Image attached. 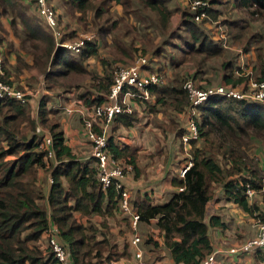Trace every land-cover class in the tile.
Listing matches in <instances>:
<instances>
[{"label":"trees","instance_id":"trees-1","mask_svg":"<svg viewBox=\"0 0 264 264\" xmlns=\"http://www.w3.org/2000/svg\"><path fill=\"white\" fill-rule=\"evenodd\" d=\"M29 1L0 0V18L6 17L9 24H14L15 20L19 19L27 31L26 40L33 41L40 37L38 27L36 24H30L31 20L22 12ZM71 1L80 9H85L88 2V0ZM114 1L126 4L130 0ZM136 1L139 8L154 13L155 23L160 29L159 34L163 41H167L174 9H169L165 0ZM231 2L237 11L238 8L247 9L251 20H261L264 29V0H232ZM175 10L181 12L182 25L187 33L184 40L188 43L209 42V35L198 27L202 22L194 21L192 12L180 7ZM148 13L150 12H147V15ZM209 14L214 19L218 17V13L211 6ZM147 15L145 16L148 17ZM250 19H247V23L243 26L229 29L228 33L232 39L244 45L252 42L256 31ZM221 21L227 24L224 18ZM251 26L254 32L249 29ZM42 41L46 45L43 55L51 59L52 65L62 67L56 68L47 75H65L66 69L82 71L81 64L71 56L64 57L66 50L62 46H55L52 36L45 37ZM60 41H63L62 38ZM30 46L33 49L38 48L35 42ZM192 47L194 57L201 58L199 60L201 65L221 53L217 49L204 51L202 47ZM84 49L80 53L81 56L97 53L96 46L91 42H86ZM5 58L3 55L0 62V70L2 69L0 82L11 86L10 72L3 65ZM42 62L37 56L34 63L42 66ZM227 63L223 61V68ZM253 68L255 78L264 80V53L262 56L257 55ZM160 74L164 76L161 72ZM196 74V71L194 76L183 73L181 78L174 77L167 86L161 87L164 82L152 86L151 92L156 93V103L168 105L167 108L174 113L186 111L189 99L183 89V83L187 79L196 82ZM225 79L219 84L236 86L247 81L248 76L234 78L233 72H230ZM112 82V71L105 70L104 75L97 79L94 101L87 97L82 104L102 103L105 99L103 95L108 93ZM209 83L204 84L210 86ZM204 84L200 83L202 87H205ZM167 100H170L169 104ZM27 104L14 97L0 98V264H56L48 244L46 243L45 248L40 244L49 221L57 227L60 238L67 244L73 264H104L116 261L125 255V251L117 250L116 243L110 240L108 232H99L101 236L98 239L97 227L102 226L106 229V224L102 222L100 226L95 225L90 217L109 216L119 209L117 190L113 186L105 190L100 187L95 159L89 157L80 160L72 148L64 142L58 123L49 125L54 159L47 157L46 151L39 147L41 136L37 139L36 123L29 115L25 106ZM46 112V103L40 102L38 117L41 123L45 120ZM195 118L202 146L193 148L191 166L183 176L172 181L178 190L162 204H153L147 198L132 202L139 215L138 224L139 222L147 224L155 219V226L163 236L164 248L174 262L181 264H201L203 259L214 251L209 231L211 228H222L224 223L217 215L206 218V206L214 196L217 186L221 187L227 199L235 203L243 212L264 222V215L259 213L258 203H250L244 194L246 184H249L255 192L263 189L261 203L264 205V183L261 182L263 170L258 160L248 153L250 145L254 144L258 148L264 145V106L252 101L215 96L198 106ZM115 119L126 126L138 120L135 113L119 114ZM184 132V127L178 130L179 139ZM3 142L6 144L3 145ZM194 142V139L189 140L190 144ZM109 149L114 157L124 158L127 163L135 165L134 156L129 154L126 148H118L110 142ZM9 156H14L11 162H2ZM54 161L57 163L55 164ZM40 170L46 173L49 171L52 175L47 193L44 192L42 179L37 176ZM213 185L217 186L212 188ZM83 217L86 218V224L82 220ZM153 245L156 247L157 243L153 242ZM255 253L261 254L264 260L261 250Z\"/></svg>","mask_w":264,"mask_h":264},{"label":"rangeland","instance_id":"rangeland-1","mask_svg":"<svg viewBox=\"0 0 264 264\" xmlns=\"http://www.w3.org/2000/svg\"><path fill=\"white\" fill-rule=\"evenodd\" d=\"M164 2H167L168 4L169 0H165ZM181 2L182 0H175L174 4L177 6L182 4ZM48 3L52 6L55 12V21L57 24L55 30L51 29L43 18L40 8L37 6L36 0H30L22 12L31 20L30 24H36L38 27L37 31L38 36H40L39 39L33 41L26 40L27 31L19 19H16L14 24H9L8 22L2 23V20H0V49L2 50L4 57H6L4 59L5 63H3V65H5L7 70L10 72L12 85L18 90L29 92V102L25 106L30 117L35 120L36 126L37 124H40L44 132L51 135V124L58 123L63 117H65L64 109H47L48 111L46 112L45 120L41 123L40 117L36 118L34 113L37 102L38 104H40V102H44L46 103V106H50L51 104L59 101H61L62 104L71 102L72 106H75L78 104V102H84L85 98H91L92 96H94V98L90 100L94 101L97 93L94 89L97 85V79L104 75L105 70H111L114 78L115 72L120 67L129 66L134 63L135 58L140 54L146 55L148 54V51L151 52L154 50L156 46L155 39L159 38L158 41H160L162 36L159 34L160 29L155 23L156 16L154 13L148 9H143L141 7L139 8L137 5L138 2L136 0H130L126 4L116 3L114 0H88V2H86L85 9H80L76 3H73L71 0H48ZM183 9H185V7ZM238 9L239 11L235 13L234 9L229 5L223 7V12H225V14L223 15V13H221V19L225 18L229 22L234 20V24L245 25L247 23V19H250L247 13L248 10L244 8ZM147 12L150 13L147 15ZM179 12L180 11L178 10L177 12L174 10V13L179 14ZM2 17L4 19V16ZM256 19L259 18L256 17ZM251 21L252 26H254L256 31V36L252 39L251 44L255 43L254 47H258L256 54H261L262 56V53H264L263 23H260L261 20ZM173 23L176 27L178 21L176 22L173 19L171 22L172 26ZM203 24L201 25V28L206 31V26ZM252 26L249 27V29L254 32ZM174 30L175 32L178 31L177 28ZM183 31L184 29L179 31L182 33L180 36L186 37L187 33ZM48 36L49 38H51V36L53 37L55 46H62L66 50L64 57L71 56L74 60H76V62H78V64H81V72H75L72 69H66L67 73L65 75H47L50 72L52 73L53 70H56V68L61 67L59 65H52L51 59L43 55L46 50V45L42 39ZM10 37H13V39H9ZM61 38L63 41H60ZM172 41H174L179 46L183 45V40L181 39L178 40L174 38ZM33 42L38 45V48H31L30 45ZM86 42H91L94 46H96L97 53L95 55H80V53L85 50L84 48ZM76 44H80V52H76L69 47ZM168 50L170 51L168 53L169 55L174 54V56H177V54H180V52L177 49H173L172 46H169ZM230 53L231 52H224L225 55H222V57L227 58ZM187 54L189 57L192 56L191 59L194 63H198L201 59L200 57H194V53L191 52V50ZM37 56H39V58L43 61L42 66H37L34 63ZM187 59L191 63V60L189 58ZM204 62H207L206 65L210 64L208 61ZM212 63L216 64L214 59L212 60ZM182 67L180 66L178 69H173L170 76H163L164 83L161 85V87L167 86L174 77L181 78L183 73L186 71ZM205 67L206 66L202 68ZM210 72L212 75H209ZM199 75L200 76L198 79L205 81L206 83L209 81L210 86L219 85V80L216 78L213 71L201 70ZM252 77L254 78L256 75L253 73ZM197 82L201 83L199 80ZM204 85L207 86V84ZM80 94H82V96H80ZM169 101L170 100H167L166 102L169 104ZM167 106L164 104L157 106L156 108L162 112V115L165 116L168 121L160 123V117H157V113L152 112V116H149L147 119V121H149L147 122L148 130L145 132L147 137L141 136L140 143H142V145L138 146V148H140V152L149 154L150 151H148V149L153 148L157 140L160 142L162 140L164 147L168 148L170 145H172L175 151H178V156H180L181 153V157L184 156L183 158H185L183 160L187 161V163H192L193 148L202 146V140L199 139V136L197 139H194V143L190 144L189 141L185 143L183 140L179 139V137L176 138L172 135H167L163 139L161 138L162 134L160 139L153 135V133L156 132L159 127L162 129V131H165L164 128H169L171 130L176 129L181 125V120L179 121L180 118L175 115L172 116V111L170 108H167ZM148 108L149 105L144 104L140 105L139 111L136 113L132 112L137 114L138 118V120L133 124H137L138 122L145 120L141 114L147 113ZM171 116L173 118H171ZM71 117L79 118V114L77 112L73 113ZM183 124L185 125V122H183ZM39 136L40 135L38 134L37 139ZM5 144L6 142H3V145ZM184 147L185 152L183 150ZM257 148L258 147L254 146V144L250 145V150L248 153L250 156H253L258 160L260 164L259 166L263 170L261 182L264 183V145L259 146L258 149ZM133 154L135 155L134 159L136 160V152ZM148 157L150 156L143 157L141 155L139 159L142 158V160L147 159L150 161V158ZM13 158L14 156L5 157L2 162L4 161V163H9L13 160ZM217 159L219 160V158ZM48 175L49 171L47 173L43 170L37 172L38 178L42 179L44 183L43 189L46 193L48 191L49 185ZM214 186L216 187L217 185H213L212 188H214ZM217 189L218 186L216 190ZM262 191L263 189L256 191L254 196L251 198L250 203L257 202L260 208L259 213L264 215V205L261 203ZM256 214H258V212ZM252 218L253 223L256 225L257 230L254 231V234H256L258 232L260 221L256 217ZM82 220L85 224L87 223L86 218L83 217ZM90 220L95 225L99 226L102 222H105L107 227L106 229L102 228V226L97 227V238L99 239L101 236L99 232H108V237L112 242L114 241L116 243L117 250L119 251L120 248L117 243L119 238L117 233H112L111 230L113 228H121L119 237H123V239L128 233H132L130 222L124 218V215L120 209L115 210L109 216L95 215L90 217ZM254 234H251L243 241L250 239L252 236H254ZM46 243V238L41 237L40 244L43 248L46 247ZM104 264L112 263L105 262Z\"/></svg>","mask_w":264,"mask_h":264},{"label":"crops","instance_id":"crops-1","mask_svg":"<svg viewBox=\"0 0 264 264\" xmlns=\"http://www.w3.org/2000/svg\"><path fill=\"white\" fill-rule=\"evenodd\" d=\"M174 1L175 0H169V9L175 10L177 7L182 9L184 8L182 2V4L176 6ZM231 1L232 0H210L211 8L218 13V17L214 19L209 14L210 18L204 21L205 23L202 22V24L204 23L203 25L206 26V33L210 38L209 42H206L205 44L201 43V41L188 43V41L184 40L183 36H180L182 33L179 31L184 29V26L182 25L183 21L181 12L177 14L173 11L170 21L172 22L174 19V21H178V24L176 27L174 26V23L173 26L171 24L167 41H163V38H161L160 41H158L159 38L155 39V49L151 52L148 51V54H146L151 58L149 70L159 73L161 72L166 77L171 75L173 69H178L180 66L182 67L185 65L182 68L186 70L185 73L187 75L194 76L195 71L197 72V84H200L197 82L198 80L201 83L205 82L198 79L201 70L213 71L216 78L219 80V83L224 82L226 80V75L230 72H233L234 78L237 76H252L255 70L253 67L256 64V52L258 47H254L255 43L251 44L250 42L249 45L244 46L242 43H238V41L232 39L228 33L230 28H237L243 25L234 24V20L229 22L224 18L228 24L226 25L225 23H222L221 20H219L221 19V13H223V15L225 14V12H223V7H226L227 5L233 8L237 13V8ZM175 11L177 12V10ZM0 20H2V23L7 22V19H3V17H1ZM174 27L178 29L177 32H175ZM199 28H201V26H199ZM222 31L226 33L228 37L227 45L225 47L221 45V41L219 40L220 32ZM183 32H186L185 29ZM174 38L183 40V45L179 46L174 41H172ZM9 39L12 40L13 37H10ZM169 46H172L173 49H177L180 54H177V56H174V54L169 55ZM192 46H195V48L202 47L204 51H212V49L220 50L221 53L213 58L216 64L212 63L213 59L208 61L211 65H206L207 62L204 65L199 64V62L194 63L191 59L192 56L189 57L187 54L190 52V50L191 52H194L192 51ZM224 52L231 53L226 58L222 57V55H225ZM187 58L191 60V63ZM223 61L228 62L224 68ZM204 66L206 67L202 68ZM209 75H212L211 72ZM241 83H239L240 85L238 84V86H241ZM103 96L106 98V94ZM93 98L94 96L89 99L92 100ZM59 102H55L50 106H46V109H64L65 117H63L62 120L58 122L64 136V142L72 148L80 160H86L90 157V142L84 133L82 119L80 116L79 118H72L71 116L73 114L69 115L66 113L65 107L72 106L71 102L66 104H62L61 101ZM128 103L132 108V112L135 113L139 111L140 105H149L147 113L141 114L145 120L142 122L140 121L137 124L135 123L126 126L120 120L115 119L107 128L109 142L118 148H126V151H129V154L134 155L133 153L136 152L137 159H134L135 165L133 166L131 164V171L127 172L124 177V184L129 188L130 191V203L132 204V202H139L142 199L147 198L153 204H162L170 198L174 191L178 190V187L175 186L172 181L175 178L181 176L180 170L186 166L187 161L183 160L185 158H183L184 156L181 157V153L180 156H178V151H175L172 145H170L168 148L164 147L162 140L161 142L157 140L155 146L148 149V151H150L149 154L140 152V148H138V146L142 145V143H140L141 136H146L145 132L148 130L147 122H149L147 119L149 116H152V112L157 113V117H160V123L168 121V119L162 115V112L156 108L160 105L156 103V93L154 91L152 92V98L149 101L144 102L128 99ZM38 106L39 104L37 102L34 112L35 117H38ZM173 113L174 112L172 111V116L175 115L180 118L179 121L181 120V125L176 129L171 130L169 128H164L165 131H162V129L159 127L157 131L153 133L155 137L160 139L162 134V139L167 135H172L178 138V130H182V128L185 126L183 122L186 120V115L185 111L182 113ZM172 116L171 118H173ZM180 139L182 140L181 137ZM183 150L185 152V147ZM141 155L143 157L150 156L148 157L150 158V161L147 159L142 160V158L139 159ZM123 215L124 218L129 221L128 216L126 214ZM210 215L219 216L221 221L224 223L222 228H211L209 231L212 250L217 251V264H264L262 255L259 253L249 252L242 255H233L227 252L228 248L235 246L244 239L248 238L251 234H254V231L257 229L255 223H253V218L249 214L243 212L235 203L228 200L223 194L221 187H218V189L215 191L214 197L208 202L206 206V218H208ZM120 229L121 228H113L111 231L112 233H117L119 238L117 242L118 246L120 251H125V255L112 262V264H181L174 262V260L169 256L167 249L164 248L163 236L159 229L155 226V219H152L147 224L140 222L138 224L137 234L140 237L139 248L142 252L141 258H137L135 256L136 249L130 242L133 231L131 234L128 233L123 239V237H119ZM42 237H45L44 234ZM149 239L152 241H148ZM153 242L157 243L156 247L153 245Z\"/></svg>","mask_w":264,"mask_h":264},{"label":"built area","instance_id":"built-area-1","mask_svg":"<svg viewBox=\"0 0 264 264\" xmlns=\"http://www.w3.org/2000/svg\"><path fill=\"white\" fill-rule=\"evenodd\" d=\"M36 2L47 24L55 30L57 25L56 16L48 0H36ZM182 3L185 9L192 12L194 21L204 22L210 18L209 9L211 5L209 0H182ZM219 40L221 45L225 47L228 40L226 33L220 32ZM79 45L69 47L79 52ZM2 56L3 52L0 49V62ZM150 61L149 55L140 54L135 58L133 64L120 67L115 72L113 82L102 103L83 105L82 102H78L75 106L65 107L67 114L71 115L77 112L82 119L84 133L90 142V157L94 158L96 162L100 187L105 190L113 186L119 194V209L129 218L130 227L133 231L130 242L136 249L135 256L137 258L142 256L139 248L140 237L137 234L139 215L130 203V191L124 184V177L127 172L131 171L132 166L125 160L114 157L110 151L107 128L119 114L132 113L128 99L149 101L152 98L151 87L163 83V76L159 72L149 70ZM241 84V86H238V84L236 86L219 84L202 87L191 79L185 80L183 89L187 93L189 105L185 111V132L182 135V140L187 143L191 139L198 138L195 120L197 108L215 96L252 101L264 106V80L249 76L248 80ZM28 95L29 92L18 90L13 85L9 86L0 82V98L9 96L20 102L28 103ZM36 132L41 136L39 147L46 151L47 157L54 159L52 136L45 133L40 124H37ZM54 163L56 164L57 161H54ZM191 164V162H188L180 170L181 176L184 175ZM51 181L52 175L49 173L48 183H51ZM244 194L248 200H251L255 191L249 184H246ZM44 236L56 259V264H73L67 244L62 241L57 227L51 221L48 222ZM257 250H261L264 256V222L259 223L258 232L254 236L228 248L227 252L233 255H242ZM216 253L217 251H213L207 255L201 264H217Z\"/></svg>","mask_w":264,"mask_h":264}]
</instances>
